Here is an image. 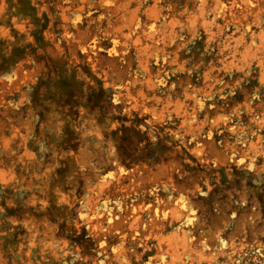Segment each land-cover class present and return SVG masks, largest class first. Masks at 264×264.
Returning <instances> with one entry per match:
<instances>
[{"label": "rangeland", "instance_id": "obj_1", "mask_svg": "<svg viewBox=\"0 0 264 264\" xmlns=\"http://www.w3.org/2000/svg\"><path fill=\"white\" fill-rule=\"evenodd\" d=\"M0 264H264V0H0Z\"/></svg>", "mask_w": 264, "mask_h": 264}]
</instances>
